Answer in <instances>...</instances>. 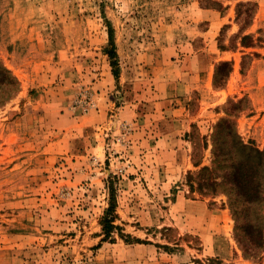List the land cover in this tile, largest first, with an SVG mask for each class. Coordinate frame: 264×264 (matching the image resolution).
I'll use <instances>...</instances> for the list:
<instances>
[{"label":"rangeland","instance_id":"obj_1","mask_svg":"<svg viewBox=\"0 0 264 264\" xmlns=\"http://www.w3.org/2000/svg\"><path fill=\"white\" fill-rule=\"evenodd\" d=\"M0 63V264H264L199 189L219 120L264 150V0H0Z\"/></svg>","mask_w":264,"mask_h":264},{"label":"trees","instance_id":"obj_2","mask_svg":"<svg viewBox=\"0 0 264 264\" xmlns=\"http://www.w3.org/2000/svg\"><path fill=\"white\" fill-rule=\"evenodd\" d=\"M243 4L239 3L238 7ZM110 39L113 41L111 32ZM110 55L115 58L117 54L113 50ZM114 74L118 76L116 70ZM17 84L12 72L0 63V104L13 96ZM211 144L212 164L200 168L199 175L205 179L202 178L199 189L207 194L220 190L227 195L236 222L235 237L244 257L259 261L264 254V150L244 142L234 122L227 118L214 125ZM113 211L110 206L103 217L102 224L106 235H110L111 229L116 227ZM164 248L172 250L169 245H164ZM196 264L231 263L215 256L197 258Z\"/></svg>","mask_w":264,"mask_h":264},{"label":"crops","instance_id":"obj_3","mask_svg":"<svg viewBox=\"0 0 264 264\" xmlns=\"http://www.w3.org/2000/svg\"><path fill=\"white\" fill-rule=\"evenodd\" d=\"M160 97H163V95L160 94ZM159 103H162V102H159ZM159 103H157V105H159ZM98 112H100V114H99L100 117H103L104 114H107V112L105 113L102 109H99ZM166 112L170 113V116L174 115L173 116L174 118L171 119L173 128H170L168 130H163V125L160 126L159 123H157L158 128H156V130L158 129L160 132H159V136H158V139L156 140V142H157L158 146L166 147L167 149H171V151H174L175 146H171V144L175 145V143H177L176 142L177 133H179V128L181 127V125H185L184 124L185 119L183 118L184 116H183V112L181 111V108L171 107L169 109H166V111H164V113H166ZM167 152H168V150H166V153ZM164 153H165V151L162 150L163 155H164Z\"/></svg>","mask_w":264,"mask_h":264},{"label":"built area","instance_id":"obj_4","mask_svg":"<svg viewBox=\"0 0 264 264\" xmlns=\"http://www.w3.org/2000/svg\"><path fill=\"white\" fill-rule=\"evenodd\" d=\"M80 96L81 97L78 99V102L80 105L84 106L86 110L97 107L96 101L93 99L88 90H84Z\"/></svg>","mask_w":264,"mask_h":264}]
</instances>
